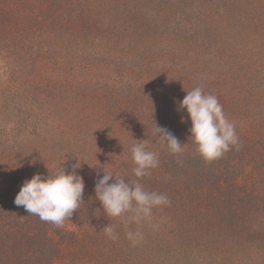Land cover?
<instances>
[{"label":"trees","instance_id":"16d2710c","mask_svg":"<svg viewBox=\"0 0 264 264\" xmlns=\"http://www.w3.org/2000/svg\"><path fill=\"white\" fill-rule=\"evenodd\" d=\"M262 1L243 35L224 29L241 0H0V68L36 73L45 91L24 79V90L0 92V264H264ZM60 59L63 74L67 59L86 65L55 76ZM48 85L60 93L50 105ZM198 86L217 96L239 137L238 150L210 163L179 108ZM156 126L178 138L182 154L170 153ZM133 139L159 159L140 182L171 201L153 210L158 227L141 226L135 247L95 199L104 172L137 179ZM78 162L84 204L62 227L14 204L34 174ZM107 224L118 240L100 232Z\"/></svg>","mask_w":264,"mask_h":264},{"label":"clouds","instance_id":"9594fccd","mask_svg":"<svg viewBox=\"0 0 264 264\" xmlns=\"http://www.w3.org/2000/svg\"><path fill=\"white\" fill-rule=\"evenodd\" d=\"M179 108L186 110L191 122L190 140L205 162L222 158L233 147L239 149L235 125L225 116L216 95L195 87L186 92ZM156 131L158 139L165 143L171 154H182L184 146L168 129L156 126ZM133 141L130 151L135 167L132 171L137 179L126 181L104 172L96 182L95 199L106 216L125 225L126 238L135 247L144 239L141 226L158 227L153 223V210L169 206L171 201L164 194L146 190L140 182L159 167V159L155 152L148 150L147 141ZM78 168L79 162L72 166L71 172L62 166L55 175L45 177L41 173L34 174L30 180L24 181L14 204L23 206L27 213L38 216L43 222L62 227L65 220H70L84 204L85 182L77 173ZM131 224L137 225L136 230L128 228ZM100 232L112 241L119 239L115 225L107 224Z\"/></svg>","mask_w":264,"mask_h":264},{"label":"rangeland","instance_id":"374dc122","mask_svg":"<svg viewBox=\"0 0 264 264\" xmlns=\"http://www.w3.org/2000/svg\"><path fill=\"white\" fill-rule=\"evenodd\" d=\"M263 1L262 0H248L244 5H243V0H241L239 8L238 9H233L230 8L229 9V14H228V18L225 19L224 21V25H226L224 27V29L228 30L227 32H229V34H239L243 32V35H247L249 34V30L247 28V24L249 23V20L251 19V17L253 15H258V14H254L253 11L255 9H257L258 7H260L261 3ZM251 39L248 40H244L243 43L245 41H250ZM69 67H68V71L69 73H62L60 71V69H62V66L60 68V62L62 63L61 59L58 62V64L54 67L53 72L51 74H55V76L57 75V72H60L62 75H76L81 73L84 70V67L82 65H86V63L84 61L82 62H77L75 65L74 64H70L69 63V59H67ZM146 61V59H145ZM65 63V62H64ZM67 64V65H68ZM62 65H64L62 63ZM244 65V63H243ZM264 66V59H262L259 62V67L262 68ZM222 71H224V69L221 68ZM152 74H156V70H154L152 72ZM26 79L29 83L30 87H34L36 90H38L39 92H43L44 95V89L40 86L41 82L38 81V76L36 73L32 72L30 78L29 77H23L20 75V73H16V72H12V70H8V69H1L0 68V92L4 89L8 90L11 93H16L20 90H24L23 86L21 85V82ZM50 79H52L50 77ZM58 80H61V75L58 76V78L55 79V83L58 82ZM75 83L76 80L75 78H71L69 76L68 80H67V84L68 86L71 88V90H74L75 87ZM47 88L50 91L49 96H47V100L46 103L48 105H50V98L54 99L55 97L60 96V93L57 92L56 90L52 89V87L50 85L47 86ZM45 96V95H44ZM0 101H1V96H0ZM29 103V101H28ZM34 105H38L39 102L38 101H33ZM47 107V106H46ZM48 109V108H47Z\"/></svg>","mask_w":264,"mask_h":264}]
</instances>
